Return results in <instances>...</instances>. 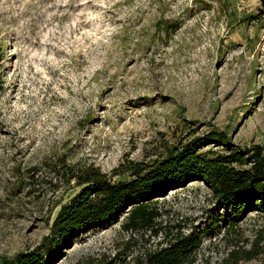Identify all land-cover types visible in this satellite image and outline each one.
Here are the masks:
<instances>
[{
	"label": "rangeland",
	"instance_id": "obj_1",
	"mask_svg": "<svg viewBox=\"0 0 264 264\" xmlns=\"http://www.w3.org/2000/svg\"><path fill=\"white\" fill-rule=\"evenodd\" d=\"M261 0H0V255L36 248L95 168L150 164L210 131L264 149ZM225 153L205 143L201 151ZM249 163L242 167H249ZM158 235L101 223L46 264H142L176 235L202 232L192 264H264V211L240 217L201 180L157 198ZM168 232V236H166ZM166 237V238H165ZM252 258H248L251 254Z\"/></svg>",
	"mask_w": 264,
	"mask_h": 264
},
{
	"label": "trees",
	"instance_id": "obj_2",
	"mask_svg": "<svg viewBox=\"0 0 264 264\" xmlns=\"http://www.w3.org/2000/svg\"><path fill=\"white\" fill-rule=\"evenodd\" d=\"M261 1L262 11L254 19L264 16V0ZM1 53L0 49V70ZM2 84L0 71V92ZM205 143L222 145L226 147V152H202ZM231 146L227 133L214 130L184 143L167 145L160 157L150 164H121L123 171L133 176L128 181L114 182L106 173L95 168L72 175L81 189L61 207L50 233L33 250L20 252L14 257L0 255V264H46L45 256L55 248H62L90 227L103 222H119L122 216H125L122 223L124 230H150L158 235L162 228L157 221L161 215L156 206L157 198L192 180L203 181L213 197L229 208L236 218L250 208L264 211L263 147L257 145L243 151ZM247 163L249 167H242ZM262 234L261 239L264 240V228ZM202 237V232L171 237L165 245L148 249L141 263L192 264L193 253L200 247ZM252 257L251 254L248 258ZM240 259L234 250L221 264H238Z\"/></svg>",
	"mask_w": 264,
	"mask_h": 264
}]
</instances>
